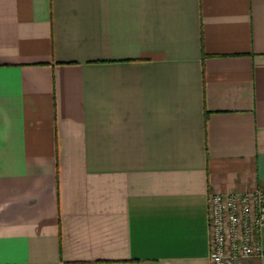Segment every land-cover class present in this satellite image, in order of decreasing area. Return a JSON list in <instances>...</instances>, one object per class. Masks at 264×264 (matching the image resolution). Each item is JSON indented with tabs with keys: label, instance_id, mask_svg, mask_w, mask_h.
Instances as JSON below:
<instances>
[{
	"label": "crops",
	"instance_id": "1",
	"mask_svg": "<svg viewBox=\"0 0 264 264\" xmlns=\"http://www.w3.org/2000/svg\"><path fill=\"white\" fill-rule=\"evenodd\" d=\"M256 188L264 0H0V264H211Z\"/></svg>",
	"mask_w": 264,
	"mask_h": 264
},
{
	"label": "built area",
	"instance_id": "2",
	"mask_svg": "<svg viewBox=\"0 0 264 264\" xmlns=\"http://www.w3.org/2000/svg\"><path fill=\"white\" fill-rule=\"evenodd\" d=\"M211 264H243L264 254V188L209 197Z\"/></svg>",
	"mask_w": 264,
	"mask_h": 264
}]
</instances>
